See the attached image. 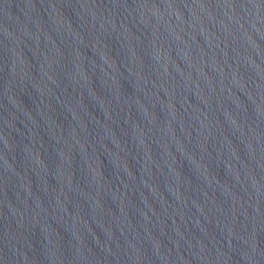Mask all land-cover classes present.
<instances>
[{"label":"water","instance_id":"95a60500","mask_svg":"<svg viewBox=\"0 0 264 264\" xmlns=\"http://www.w3.org/2000/svg\"><path fill=\"white\" fill-rule=\"evenodd\" d=\"M0 223L64 264H264V0H0Z\"/></svg>","mask_w":264,"mask_h":264}]
</instances>
